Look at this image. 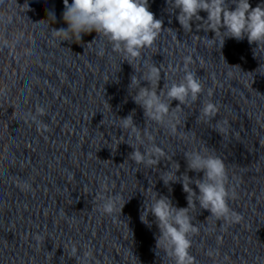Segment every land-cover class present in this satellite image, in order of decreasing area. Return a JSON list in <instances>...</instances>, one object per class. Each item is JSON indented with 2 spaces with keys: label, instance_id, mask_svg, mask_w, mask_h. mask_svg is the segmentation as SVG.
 <instances>
[{
  "label": "clouds",
  "instance_id": "obj_1",
  "mask_svg": "<svg viewBox=\"0 0 264 264\" xmlns=\"http://www.w3.org/2000/svg\"><path fill=\"white\" fill-rule=\"evenodd\" d=\"M63 4L62 16L67 28L51 30L53 39L79 43L83 35L93 32L104 37L112 51L123 56L122 62L126 61L133 67L136 74L131 76L128 87L130 93L135 91L132 99L143 109L146 120L167 126L174 134L177 114L200 99L204 93V83L201 77L189 69L192 57L188 55L183 57L182 69L180 65L172 68L173 72L182 70L183 76L178 81L165 80L163 88H159L161 67L145 60L144 52L156 45L163 31L167 30L174 35L177 32L171 28H163V20L157 19L149 10V0H71V3L63 0ZM167 4L171 13L178 10L176 19L185 33L193 31L194 22H198L197 31L202 29L204 32L214 33L211 39L198 36L202 43L222 48L225 38H232L237 42L247 38L250 45H256L253 49L254 55L257 49L264 48V3L252 7L250 0H231L234 8L229 6V0H167ZM13 5L17 9H24L25 4L19 5L17 0H0V49H13L25 38L21 31H5L15 19ZM27 10L28 4L24 12ZM201 12L206 13V17H202ZM50 18L54 19L53 14ZM24 54L29 55L30 50L25 49ZM103 54L104 50L98 52V55ZM142 81L147 82V86H141ZM207 95L212 97L211 88ZM173 101L178 102L175 107H172ZM218 111L216 103L211 99L205 100L197 119L203 118L205 122H210L217 116ZM45 115L46 109L43 106L37 107L35 114H28V118L37 125L38 131L48 130L47 124L40 119ZM134 115L135 109L126 117L117 119L119 128L128 132L127 139L133 140L131 143L125 141L133 149L129 159L137 165L149 168L157 166L160 158L166 154L147 130L142 131L135 124ZM184 158V173L177 175L180 164L173 161L175 167L170 164L160 175V179L165 186L177 182L182 184L183 191L187 194V207H177L169 196L154 191L155 195L151 199L145 198L140 213V220L147 227L151 228L155 223L159 233L155 237V251H162L171 264H197L191 249L193 237L199 234L200 228L193 223V209L199 207L207 210L210 212L208 218H215L217 222L225 224L236 223L242 219L241 214L229 205V201L236 198L237 194L229 187L225 161L209 148L186 150ZM188 172L203 175L193 178ZM193 184L198 192L193 189ZM101 189L96 197L100 202L99 211L110 216L117 211L121 213L126 201L121 205L122 197L119 193L109 194L106 182L101 185ZM150 215L155 218L154 221L149 220ZM35 238L37 241L42 239L39 235ZM207 254L213 256L215 250L209 249ZM69 258H74L76 264H93L94 254L91 248H83L80 254V247L72 243Z\"/></svg>",
  "mask_w": 264,
  "mask_h": 264
}]
</instances>
